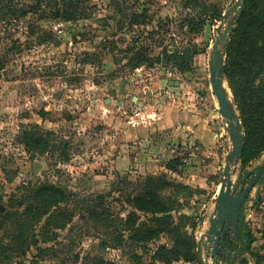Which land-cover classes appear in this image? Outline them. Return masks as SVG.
I'll return each instance as SVG.
<instances>
[{"label":"rangeland","instance_id":"obj_1","mask_svg":"<svg viewBox=\"0 0 264 264\" xmlns=\"http://www.w3.org/2000/svg\"><path fill=\"white\" fill-rule=\"evenodd\" d=\"M45 1L49 14L59 0ZM82 1L87 18L78 22L34 14L18 19L0 6V57L6 61L0 71V207L24 210L15 207L25 182L51 184L77 196L79 206L92 205L73 212L53 243L38 244L43 258L30 244L41 224L22 239L15 219L5 222L0 247L18 250H0V264H165L153 259L160 247L181 253L173 264H199L198 242L208 231L231 145L208 70L214 29L230 0ZM10 4L15 11L35 1ZM245 23L255 39L252 60H258L245 68L250 77L244 80L225 74L240 120L243 90L264 98V0H252ZM137 49L150 62H130ZM27 129L50 140L49 148H30ZM263 164L264 149L241 160L234 182ZM258 188L259 203L244 205L254 242L237 264H264V182L249 197L255 199ZM139 195L161 202L165 213L157 216L169 228L145 250L117 222L135 213L137 227L151 217L135 205ZM94 209L98 216L91 215ZM119 232L127 243L122 247ZM187 241L191 251L184 249Z\"/></svg>","mask_w":264,"mask_h":264},{"label":"trees","instance_id":"obj_2","mask_svg":"<svg viewBox=\"0 0 264 264\" xmlns=\"http://www.w3.org/2000/svg\"><path fill=\"white\" fill-rule=\"evenodd\" d=\"M35 4L33 5H24L19 9L11 8V0H0V6L2 11H5L6 14H13L21 18H26L30 14L39 15V19H55L65 22H78L83 21L87 18L85 13V8H81L83 4L82 0H59L57 4H54L50 7V13L46 14L43 7L48 6L45 0H34ZM125 2V0H124ZM252 3V0H247L245 9L242 17L238 21L234 34L231 37L230 44L227 48V56L230 57V64L225 66V74L232 76L235 74L240 80L250 77L246 73L245 68L248 70L251 68L252 64H255L258 60L256 58L252 60V54L249 48H252L251 43L255 41L254 37L251 35L245 21L248 18L249 7ZM52 8V9H51ZM53 10V11H52ZM18 14V15H16ZM136 16L132 17V25L136 24ZM33 29L32 26L29 27V30ZM46 40H42L41 43H44ZM133 57L130 59V62L137 64H144L150 62L151 59H148L144 50H132ZM90 57V55H89ZM6 61L3 57H0V71L4 69ZM250 72V71H248ZM234 77V76H233ZM242 100H241V121L243 124L245 132L244 140V152L242 161L247 162L250 159L257 158L261 151L264 149V98L260 96L252 97L251 89L243 90ZM25 140L29 141L31 144H28L30 148L43 147L44 151L49 148L50 140L44 139L42 136H35L34 133H29L28 129L23 133ZM25 142V141H22ZM26 143V142H25ZM152 181L159 182V178H151ZM17 193L20 197L19 203L15 207L18 211L24 206V210L21 212H6L3 207H0V226H3L7 221H15L13 225L17 229H21L19 237L22 236V239L27 236V233L33 228L41 224L38 234L35 231L32 234L31 246L36 247V251L40 252L39 256L43 258L44 250L38 247L39 243L48 244L53 243L57 240V234L55 233L58 230H63L68 224L71 223V216L73 212H77L83 207H91L92 205L88 203H83L82 206L78 205L77 196L72 193L52 186L48 183H23L18 189ZM137 196L135 198V205L139 211H144L151 214L150 218L141 221V223L134 227V223L141 220L138 215L135 213L130 214L126 219L118 220L117 222L124 225L127 228V231L130 233L129 240L130 242H135V244L142 246V249H146V244L151 243L154 240L159 239L163 234L168 233V227L165 226L167 219L165 217H159L158 214H163L165 211L161 209V202L150 200L152 198ZM15 199V200H16ZM159 199V198H158ZM2 199L0 198V202ZM75 203L76 205H73ZM90 203V202H89ZM72 204L74 207L71 209L69 205ZM97 207L102 205L96 204ZM95 207V206H94ZM11 208V207H10ZM13 209V208H12ZM11 209V210H12ZM103 210V209H102ZM99 215L96 212V209L92 211L91 215ZM104 216V214H103ZM104 218V217H103ZM104 220V219H102ZM105 221V220H104ZM240 242L236 254L239 256H244L250 249L254 242V237L247 226L240 231ZM41 242H40V239ZM19 239H15L17 241ZM124 241V235L122 232H119L118 237V246L122 247L127 244ZM123 242V243H122ZM189 241L186 242V248L191 251V246L188 245ZM19 245V244H18ZM194 243L192 242V247ZM1 248V247H0ZM18 247L4 246L0 250L2 252H12L17 251ZM182 250V248L180 249ZM185 251V250H184ZM188 251H185L187 254ZM181 254L177 253L175 250H167L164 247H160L156 257H153L155 260H161L165 264H173L172 260L176 259L177 256ZM168 256H171L168 258ZM191 256H187L186 260L192 261ZM198 259L193 257V261ZM200 264V263H199ZM238 264H245L244 260H241Z\"/></svg>","mask_w":264,"mask_h":264},{"label":"water","instance_id":"obj_3","mask_svg":"<svg viewBox=\"0 0 264 264\" xmlns=\"http://www.w3.org/2000/svg\"><path fill=\"white\" fill-rule=\"evenodd\" d=\"M246 1L230 0L220 24L214 29V40L208 57L210 87L217 101L220 115L227 122L225 131L231 145L221 172V184L213 213L209 218L208 231L203 234L204 239L198 242L197 252L201 264H237L239 255H232L226 248L221 247L226 243L221 240L220 235L222 231L228 230L238 235V229L245 223L242 208L250 200H253L255 204L259 203L261 196L259 188L255 199L250 198L249 195L257 185L264 182V164L257 170L248 171L240 184L233 180L243 158L245 133L236 106L225 84V59L231 37L243 15ZM185 52L191 53L192 50L187 48ZM249 178H251L250 182L244 186ZM220 258L224 259L223 263Z\"/></svg>","mask_w":264,"mask_h":264},{"label":"flooded vegetation","instance_id":"obj_4","mask_svg":"<svg viewBox=\"0 0 264 264\" xmlns=\"http://www.w3.org/2000/svg\"><path fill=\"white\" fill-rule=\"evenodd\" d=\"M250 180H251V178H249L248 183L250 182ZM247 184L245 182L244 186H246ZM244 209H245V207L242 208V213H243L244 219H245ZM244 225H245V223H244ZM244 225L241 226L238 229V235H235L234 233H232L231 230L230 231L228 230L227 232L222 231V233L220 235L221 240L225 241V243H226L225 246L221 245V247L226 248L228 251H230L232 253V255H235L236 254V251H237V249L239 247L240 236H241L240 235V231L244 227Z\"/></svg>","mask_w":264,"mask_h":264}]
</instances>
